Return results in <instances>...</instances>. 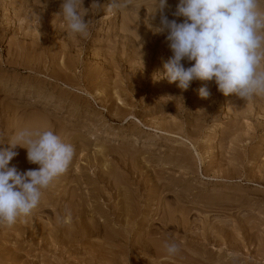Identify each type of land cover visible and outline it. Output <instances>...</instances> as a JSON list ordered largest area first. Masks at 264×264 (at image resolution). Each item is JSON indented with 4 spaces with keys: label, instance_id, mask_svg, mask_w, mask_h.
Here are the masks:
<instances>
[{
    "label": "rangeland",
    "instance_id": "1",
    "mask_svg": "<svg viewBox=\"0 0 264 264\" xmlns=\"http://www.w3.org/2000/svg\"><path fill=\"white\" fill-rule=\"evenodd\" d=\"M92 2L77 0L78 10L88 21L85 36L67 29L60 0H0V143L8 147L13 134L23 128L58 134L63 142L73 146L74 161L42 194L63 191L68 197L79 186L78 192L82 193L91 215L96 216L53 217L48 211L34 209L29 217H19L11 227H0V264H86L88 261L84 260L92 258L88 253L100 244L107 250L124 252L118 258L122 264H127L130 255L129 260L135 257L134 261L140 264L142 261L147 264L148 260V264L155 263L153 257L135 250L128 254L124 244L143 235L135 226L137 221L160 229L162 217H169L172 212L175 217L178 215L172 226L184 213L191 222V231L200 232L207 218L205 223L211 220V228L225 225L235 236L226 241L217 238L205 251L193 248V252H211L222 259L220 263L230 259V264H264V246L260 245L264 244V94L254 95L251 101L235 94L225 96L214 81L199 79L192 81L187 90L181 89L178 81L170 83L163 75V66L172 52L167 33L154 31L161 15L157 0H118L120 7L111 11L106 10L110 0H98L99 8ZM167 2L163 14L169 20L183 22V17L173 15L179 0ZM258 3L259 11L264 13V0ZM121 34L125 37H120ZM65 60L71 61L74 69L64 67L66 63L72 66ZM182 63L187 68L194 62ZM64 70L72 77L71 83H65ZM202 87H207L210 93L207 98L199 95ZM13 107L25 112L23 120L14 118ZM24 150L17 146L18 155L9 166L17 168L25 164ZM239 156L243 160L238 161ZM34 166L30 164L28 169L38 168ZM250 174L256 175L257 181L249 182ZM211 195L220 199L207 204ZM195 196L202 197L206 204L190 200ZM68 203L69 198L63 204ZM84 220L100 225L101 233L108 232L106 236L110 238L101 233L95 236ZM246 222L253 224L252 231L258 239L244 243L239 238L246 232L242 227ZM130 223L132 227L127 229ZM114 229L121 231L122 246L118 242L113 245ZM75 235L77 242L73 239ZM89 264L102 263L94 259Z\"/></svg>",
    "mask_w": 264,
    "mask_h": 264
},
{
    "label": "clouds",
    "instance_id": "2",
    "mask_svg": "<svg viewBox=\"0 0 264 264\" xmlns=\"http://www.w3.org/2000/svg\"><path fill=\"white\" fill-rule=\"evenodd\" d=\"M99 8L98 0H93ZM160 23L154 29L167 33L172 56L164 64L163 75L170 83L178 81L187 90L194 80L214 81L225 96L235 94L247 100L264 94V13L258 0H179L174 16L163 14L167 0H157ZM120 7L110 0L106 10ZM61 14L72 33L87 35L88 21L78 10L77 0H60ZM194 62L185 67L182 61ZM207 87L199 89L202 98ZM0 143V227H11L21 216L38 206L42 190L65 173L73 159L74 148L52 130H17L8 147ZM17 146L25 148L27 160L36 169L19 171L10 162L18 155ZM169 255L179 251L176 243L164 245Z\"/></svg>",
    "mask_w": 264,
    "mask_h": 264
},
{
    "label": "bare ground",
    "instance_id": "3",
    "mask_svg": "<svg viewBox=\"0 0 264 264\" xmlns=\"http://www.w3.org/2000/svg\"><path fill=\"white\" fill-rule=\"evenodd\" d=\"M168 3V2H167ZM92 4V3H91ZM93 5V4H92ZM173 5V4H172ZM87 6V5H86ZM174 6V5H173ZM91 8H92V6H91ZM170 8V7H169ZM261 12V11H260ZM144 13V12H143ZM164 13V12H163ZM167 13H169L168 11H167ZM85 14V13H84ZM127 19V18H126ZM139 19V18H138ZM94 20V19H93ZM129 21V20H128ZM144 21V20H143ZM20 24V23H19ZM45 26V25H44ZM59 27V26H58ZM124 28H126V27H124ZM52 29V28H51ZM60 30V29H59ZM134 31V30H133ZM131 32V31H130ZM135 32V31H134ZM137 33V32H136ZM148 33H150V32H148ZM125 34V33H124ZM124 34L122 35H120V37H125L124 36ZM76 35V34H75ZM39 36V35H38ZM116 36V35H115ZM24 37V36H23ZM56 39V38H55ZM122 39V38H121ZM128 39V38H127ZM23 40H25V39H23ZM63 41V40H62ZM119 41H121V40H119ZM136 41V40H135ZM18 42V41H17ZM21 43V42H20ZM19 43V44H20ZM33 43V42H32ZM30 44V43H29ZM119 44V43H118ZM133 44V43H132ZM53 45V44H52ZM60 45V44H59ZM116 45V44H115ZM24 46H25V44H24ZM30 46V45H29ZM66 46V45H65ZM112 46H113V44H112ZM119 46V45H118ZM138 46V45H137ZM152 47H153V45H152ZM68 47L66 46V48L65 49H67ZM71 48V47H70ZM115 48V47H114ZM120 48H121V46H120ZM123 48V47H122ZM135 48V47H134ZM23 49V48H22ZM26 49V48H25ZM44 49V48H43ZM118 49V48H117ZM124 49V48H123ZM136 49V48H135ZM7 50V49H6ZM14 51V50H13ZM55 51V50H54ZM121 51V50H120ZM24 52V51H23ZM51 52V51H50ZM70 52V51H69ZM72 52V51H71ZM123 52V51H122ZM14 53V52H13ZM20 53H21V51H20ZM54 53V52H53ZM10 54V53H9ZM18 54H19V52H18ZM22 54V53H21ZM33 54H35V53H33ZM73 54V53H72ZM75 54V53H74ZM67 55V54H66ZM111 55V54H110ZM114 55V54H113ZM123 55V54H122ZM36 57H37V55H35ZM34 56V57H35ZM118 56V55H117ZM33 57V55L31 56V58ZM66 57V56H65ZM77 57V56H76ZM115 57V56H114ZM145 57V56H144ZM18 58V57H17ZM30 58V59H31ZM41 58V57H40ZM62 58V57H61ZM142 58V57H141ZM147 58V57H146ZM66 59V58H65ZM70 59V58H69ZM74 59V58H73ZM108 59V58H107ZM25 60H26V65L28 66V64H29V56L27 57V58H25ZM54 60V59H53ZM77 60V59H76ZM120 60V59H119ZM47 61V60H46ZM66 62H68L67 60H65ZM64 61V62H65ZM122 61V60H121ZM6 62V61H5ZM41 62V61H40ZM45 62V61H44ZM69 62H71V61H69ZM68 62V63H69ZM75 62V61H74ZM2 63V62H1ZM72 63V62H71ZM121 63V62H120ZM135 63V62H134ZM9 64V63H8ZM11 64V63H10ZM47 64V63H46ZM67 64V63H66ZM65 64V66L64 67H68L67 69L69 70V69H74L73 68V63H72V66L70 65V63L68 64V66ZM54 65V64H53ZM61 65V64H60ZM115 65V64H114ZM22 66V65H21ZM38 66V65H37ZM23 67V66H22ZM63 67V68H64ZM75 67H76V65H75ZM107 67V66H106ZM115 67V66H114ZM46 68V67H45ZM87 68V67H86ZM37 69V68H36ZM44 69V68H43ZM52 69V68H51ZM60 69V68H59ZM132 69V68H131ZM135 69V68H134ZM141 69V68H140ZM261 69H264V63H262L261 64ZM26 70V69H25ZM30 70V69H29ZM67 70V71H68ZM96 70V69H95ZM98 70V69H97ZM66 70H64L63 71V73L65 72ZM66 71V72H67ZM136 71V70H135ZM93 72V71H92ZM91 73V72H90ZM119 73V72H118ZM88 74V73H87ZM86 74V75H87ZM64 75H65V77H66V80H65V83H71V79H72V77L71 76H69L68 75V73H64ZM64 75H63V77H64ZM94 75H95V72H94ZM38 76V75H37ZM50 76V75H49ZM73 76V75H72ZM75 76V75H74ZM53 77H54V75H53ZM94 77V76H93ZM128 77V76H127ZM48 78V77H47ZM75 78V77H74ZM87 78V77H86ZM49 79V78H48ZM80 79V78H79ZM82 80V79H81ZM74 81V80H73ZM72 81V82H73ZM76 82V81H75ZM91 82V81H90ZM140 82V81H139ZM139 82H138V84H139ZM88 83V82H87ZM134 83V82H133ZM69 85V84H68ZM80 85V84H79ZM162 85V84H161ZM213 85V84H212ZM70 86V85H69ZM85 86V85H84ZM156 86V85H155ZM157 87V86H156ZM68 88V87H67ZM146 88V87H145ZM151 88V87H150ZM153 88H155V87H153ZM162 88V87H161ZM122 91V90H121ZM125 91V90H124ZM155 91V90H154ZM10 92V91H9ZM164 92V91H163ZM5 93V92H4ZM14 93V92H13ZM16 93V92H15ZM23 93V92H22ZM108 93V92H107ZM150 93H152V92H150ZM6 94V93H5ZM100 94V93H99ZM117 94V93H116ZM141 94V93H140ZM213 94V93H212ZM7 95V94H6ZM9 95V94H8ZM10 95H13V94H11L10 93ZM20 95V94H19ZM18 95V96H19ZM103 95V94H102ZM118 95V94H117ZM119 95H121V94H119ZM169 95V94H168ZM254 97V96H253ZM2 97H0V99H1ZM264 98V97H263ZM182 99V98H181ZM251 98H249V100H250ZM253 99V98H252ZM163 100V99H162ZM100 101V100H99ZM251 101V100H250ZM118 102V101H117ZM159 102V101H158ZM254 102V101H253ZM252 102V103H253ZM256 100H255V104H256ZM116 103V102H115ZM157 103V102H156ZM239 103V102H238ZM244 103V102H243ZM1 104V103H0ZM241 104V103H240ZM177 105V104H176ZM236 105V104H235ZM261 105V104H260ZM242 106V105H241ZM10 107V106H9ZM158 107V106H157ZM173 107V106H172ZM238 107V106H237ZM233 108V107H232ZM231 108V109H232ZM240 108V107H239ZM238 108V110H240ZM246 108V107H245ZM248 108H249V106H248ZM12 109V108H11ZM106 109V108H105ZM260 109V108H259ZM73 110V109H72ZM177 110V109H176ZM175 110V111H176ZM236 110H237V108H236ZM248 110V109H247ZM240 111H242V109L240 110ZM240 111H239V114H240ZM250 111V110H249ZM1 112V111H0ZM12 112V111H11ZM153 112V111H152ZM204 112V111H203ZM3 113V112H2ZM118 113V112H117ZM236 113H238V112H236ZM248 113V112H247ZM39 114H41V113H39ZM201 114V113H200ZM241 114H242V112H241ZM23 115H25V112H23V111H21V110H19L18 108H15V107H13V116H14V118L15 119H18V120H20V118L23 116ZM43 115V114H42ZM42 115H41V117H42ZM47 115H49V114H47ZM117 115V114H116ZM203 115V114H202ZM238 115V114H237ZM11 116V115H10ZM26 116H28V115H26ZM122 116V115H121ZM239 116V115H238ZM5 117V116H4ZM24 117V116H23ZM31 117H32V115H31ZM30 117V118H31ZM40 117V118H41ZM44 117V116H43ZM92 117V116H91ZM237 117V116H236ZM28 118V117H27ZM26 118V119H27ZM38 118V117H37ZM37 118H36V120H37ZM125 118V117H124ZM241 118H242V116H241ZM249 118V117H248ZM13 119V118H12ZM22 120H23V118H21ZM25 119V120H26ZM32 119H34V117L32 118ZM31 119V120H32ZM39 119V118H38ZM28 121H29V119H27ZM41 120V119H40ZM238 120H240V119H238ZM2 121V120H1ZM17 121V120H16ZM26 122V121H25ZM33 122V121H32ZM36 122V121H35ZM37 122H38V120H37ZM42 122V121H41ZM245 122V121H244ZM28 123V122H27ZM29 123H31L30 121H29ZM233 123H235V122H233ZM17 124V123H16ZM22 124V123H21ZM177 124V123H176ZM237 124H239V123H237ZM26 125V124H25ZM245 125V124H244ZM257 125V124H256ZM181 126V125H180ZM247 126V125H246ZM237 127V126H236ZM39 128V127H38ZM178 128V127H177ZM243 129V128H242ZM252 129V128H251ZM41 131V130H40ZM180 131V130H179ZM62 133V132H61ZM67 134V133H66ZM210 134V133H209ZM61 135V134H60ZM245 136V135H244ZM256 136V135H255ZM246 137H248V136H246ZM239 139V138H238ZM246 139V138H245ZM245 143V142H244ZM236 144V143H235ZM228 146V145H227ZM259 150V149H258ZM25 151V150H24ZM26 152V151H25ZM239 152V151H238ZM27 153V152H26ZM26 153H24V154H26ZM228 154V153H227ZM237 154V153H236ZM27 155V154H26ZM199 155V154H198ZM239 155V154H238ZM172 157V156H171ZM220 157V156H219ZM224 157H226V156H224ZM224 157H223V159H224ZM240 157L241 156H239V158H238V161L239 160H243V159H240ZM18 158V157H17ZM25 158V157H24ZM27 158V157H26ZM88 158V157H87ZM228 158V157H227ZM227 158H225V161H226V159ZM20 159V158H19ZM263 159V158H262ZM202 160V159H201ZM222 160V159H221ZM234 160V159H233ZM235 160H237V159H235ZM16 161H17V159H16ZM74 161V156H73V159H72V161L71 162H73ZM227 161H230L229 159L227 160ZM88 162V161H87ZM231 162V161H230ZM264 162V161H263ZM23 163V162H22ZM233 163V162H232ZM18 164V163H17ZM25 164H28V165H30L31 163H29L28 161H27V159H26V161H25ZM25 164H20V165H22L21 167L19 166V165H17V168L18 167H20V169H19V171L21 170V169H23V167H24V169H25V166H27V169H28V165H25ZM31 166L33 167L34 166V164H31ZM74 166V165H73ZM87 166V165H86ZM35 167V166H34ZM85 167V166H84ZM208 167V166H207ZM206 167V168H207ZM236 167V166H235ZM261 168V167H260ZM23 169V171H26L27 169H25L24 170ZM30 169H32V168H30ZM34 169V168H33ZM262 169H263V166H262ZM261 169V170H262ZM210 170V169H209ZM215 170V169H214ZM240 170V169H239ZM22 171V172H23ZM81 171V170H80ZM115 171V170H114ZM205 171V170H204ZM223 171V170H222ZM226 170H224V172H225ZM210 172V171H209ZM259 172H260V170H259ZM241 173V172H240ZM246 173V172H245ZM262 173V172H261ZM77 174V173H76ZM89 174V173H88ZM217 174V173H216ZM215 174V175H216ZM219 174V173H218ZM109 175H110V173H109ZM224 175V174H223ZM263 175V174H262ZM89 176V175H88ZM105 176V175H104ZM222 176V175H221ZM233 176V175H232ZM239 176V175H238ZM80 177H82V176H80ZM222 177H224V176H222ZM228 177V176H227ZM226 177V178H227ZM246 177V176H245ZM250 177V178H249ZM256 175L255 176H252L251 174H250V176H248V178H247V180H249V182H255V180L257 181V179H256ZM263 177V176H262ZM72 178H74V177H72ZM90 178H92V177H90ZM233 178V177H232ZM259 178H260V176H259ZM82 179V178H81ZM105 179V178H104ZM261 179V178H260ZM74 180V179H73ZM229 180V179H228ZM262 180V179H261ZM81 181V180H80ZM102 181V180H101ZM117 181V180H116ZM260 181V180H259ZM77 182V181H76ZM261 182V181H260ZM146 183V182H145ZM61 184V183H60ZM78 184H79V182H78ZM85 185V184H84ZM261 185V184H260ZM60 186V185H59ZM78 186V185H77ZM262 186V185H261ZM110 187V186H109ZM141 187V186H140ZM81 188V187H80ZM255 188V187H254ZM101 189V188H100ZM116 189V188H115ZM192 189V188H191ZM78 190L80 191V189H79V186L78 187H76L75 189H73L72 190V194L70 193V195H68V197H66L67 195H65V194H63L62 192L63 191H57V192H55V191H53V192H45V193H43L42 194V196H41V199H40V202H39V204H38V206L35 208V209H38V211H41V210H45V211H48L51 215H53V217H65V215H69V217H96V216H94V215H91V210L88 208V206L86 205V202H85V199H84V197H82L83 195H82V193H80V192H78ZM99 190V189H98ZM97 190V191H98ZM112 190V189H111ZM180 190H181V188H180ZM91 191V190H90ZM100 191V190H99ZM98 191V192H99ZM137 191V190H136ZM82 192V191H81ZM101 192V191H100ZM186 192V191H185ZM195 192V191H194ZM103 193H104V190H103ZM138 193V192H137ZM157 193V192H156ZM196 193V192H195ZM234 193V192H233ZM111 194V193H110ZM134 194V193H133ZM182 194V193H181ZM198 194V193H197ZM98 196H99V194H97ZM101 195H103V194H101ZM131 195V194H130ZM180 195V194H179ZM241 195V194H240ZM239 195V196H240ZM129 196V195H128ZM212 196V195H211ZM223 196V195H222ZM226 196V195H225ZM231 196V195H230ZM91 197V196H90ZM110 197H112V196H110ZM210 197V196H209ZM208 197V198H209ZM238 197V196H237ZM241 197V196H240ZM67 198H69V203L68 204H63V203H65V201H66V199ZM95 198H96V196H95ZM101 198V197H100ZM106 198V197H105ZM108 198V197H107ZM126 198V197H125ZM242 198V197H241ZM87 199H89V198H87ZM110 199V198H109ZM185 199V198H184ZM186 199H188V198H186ZM204 199H205V197H204ZM207 199V198H206ZM210 200H208V202L207 201H205V200H202V197H200V196H195L194 198H192V199H190V200H192V201H202V202H204L205 204H206V202H207V204L208 203H210L211 202V200H213V201H218V199H220V197H215V196H212V197H210L209 198ZM105 200V199H104ZM174 200V199H173ZM189 200V199H188ZM227 200V199H226ZM112 201V200H111ZM133 201V200H132ZM230 201V200H229ZM90 202V201H89ZM135 202V201H134ZM173 202H175V201H173ZM176 202H178V201H176ZM191 202V201H190ZM239 202V201H238ZM107 203V202H106ZM171 203V202H170ZM169 203V204H170ZM173 204V203H172ZM44 205H46V206H44ZM50 205H52V206H50ZM63 205H67L66 207L65 206H63ZM139 205V204H138ZM153 205V204H152ZM171 205V204H170ZM178 205V204H177ZM182 205V204H181ZM90 206V205H89ZM117 206V205H116ZM136 206V205H135ZM171 207H173V206H171ZM182 207V206H181ZM94 209V208H93ZM92 209V210H93ZM139 209V208H138ZM199 209V208H198ZM170 210V209H169ZM34 211V210H33ZM33 211H32V213H33ZM184 211H185V209H184ZM200 211V210H199ZM35 212V211H34ZM97 212V211H96ZM99 212V211H98ZM107 212V211H106ZM158 212V211H157ZM163 212V211H162ZM168 212V211H167ZM176 212V211H175ZM204 212V211H203ZM225 212V211H224ZM31 213V214H32ZM138 213V212H137ZM30 214V215H31ZM93 214V213H92ZM102 214V213H101ZM104 214V213H103ZM130 214V213H129ZM169 214V213H168ZM170 214H172V215H169V217H162V224H160L161 225V228L160 229H158V228H156V226L155 227H153V225L152 224H149L148 222V224H146V222L145 221H142L141 223H140V221H137L136 222V224L137 225H135V224H133V226L135 225L136 227H137V229L139 228V232H143V235H141L140 237H139V235L138 234H136V233H134V235H138V237L139 238H137V236H135L136 238V240L134 241L133 239L130 241V242H128V244L126 243V244H124V245H126V247H127V251H128V254H132V252L135 250V251H137V252H139V253H143L145 256H148V257H153L152 259H154L155 260V263L153 262V263H151V264H218V262L219 261H221L222 259L221 258H218V257H216L213 253H211V252H203V253H196V252H193V248L195 249V248H197V249H202L203 251H205L207 248H208V246H209V244H211L214 240H216L217 238H219V239H223V240H229V239H234V237L235 236H233V233H231L226 227H225V225H224V227H223V225H221L223 228H214V226H212V228H211V226H210V222H211V220H209V223L207 222V223H205L206 222V219L207 218H204L205 220V222H202V223H204V224H202V226H200L201 227V231L200 232H197L196 230V232H194V231H191V228H192V225H191V222H189V220H188V217H184L183 215H184V213H182V216H181V218L179 219V220H177V223L176 224H174V226H172L171 225V223H174L176 220V217L178 216V215H176V217L173 215V214H175L174 212H172V213H170ZM204 214V213H203ZM36 215V214H35ZM34 215V216H35ZM106 215V214H105ZM220 215V214H219ZM261 215V214H260ZM107 216V215H106ZM180 216V215H179ZM206 215H204V217H205ZM239 216V215H238ZM21 217H29V215H27V216H21ZM51 217V216H50ZM68 217V216H67ZM143 217V216H142ZM153 217V216H152ZM210 217V216H209ZM212 217V216H211ZM147 218V217H146ZM179 218V217H178ZM55 219V218H54ZM77 219V218H76ZM95 219V218H94ZM118 219V218H117ZM123 219V218H122ZM130 219H131V217H130ZM134 219H135V217H134ZM144 219V218H143ZM148 219V218H147ZM166 219L168 220V221H166ZM75 220V219H74ZM91 220H92V218H91ZM114 220V219H113ZM120 220V219H119ZM141 220V219H140ZM200 220V219H199ZM218 220V219H217ZM222 220V219H221ZM257 220V219H256ZM71 221V220H70ZM84 221H86V220H84ZM94 221V220H93ZM99 221V220H98ZM120 221H122V220H120ZM126 221H127V219H126ZM130 220L128 219V222H129ZM148 221H150V220H148ZM193 221V220H192ZM207 221H208V219H207ZM258 221V220H257ZM77 222H78V220H77ZM101 222V221H100ZM115 222L117 223V220H115ZM130 222H132V221H130ZM170 222V223H169ZM213 222V221H212ZM245 222V221H244ZM251 222V221H250ZM42 223V222H41ZM80 223V222H79ZM82 223H84V222H82ZM99 223V222H98ZM110 223H111V221H110ZM113 223V222H112ZM118 223H120V222H118ZM123 223V225H124V222H122ZM132 223H134V221L132 222ZM132 223H130V225L127 227V226H125V227H127V229L128 228H131L132 226H131V224ZM196 223V222H195ZM219 223V222H218ZM229 223V222H228ZM227 223V224H228ZM243 223V222H242ZM25 224V223H24ZM70 224V223H69ZM73 224H75V223H73ZM78 224V223H77ZM100 224V223H99ZM102 224V223H101ZM115 224V223H114ZM129 224V223H128ZM222 224V223H221ZM225 224V223H224ZM240 224V223H239ZM256 224V223H255ZM36 225H37V223H36ZM72 225V224H71ZM80 225V224H79ZM86 225H87V227H88V230L89 231H91V232H93L94 233V235L95 236H98V235H100V233L102 232V229H101V226L100 225H98V224H96L95 222H90L89 223V221H86ZM103 225V224H102ZM126 225V224H125ZM156 225V224H155ZM212 225V224H211ZM215 225V224H214ZM242 225V224H241ZM35 226V225H34ZM37 226H39V225H37ZM43 226V225H42ZM68 226V225H67ZM78 226V225H77ZM112 226V225H111ZM114 226V225H113ZM118 226H121V225H118ZM218 226V225H217ZM256 226V225H255ZM32 227V226H31ZM41 227V226H40ZM73 227V226H72ZM79 227V226H78ZM104 227V226H103ZM102 227V228H103ZM125 227H124V229H125ZM241 227V226H240ZM242 227L246 230V232L245 233H243V236H241L242 238H239V239H241L242 241H244V243L246 242H252V241H255V239H258L257 238V235H254V233H253V229H254V227H253V224L252 223H250L249 224V222H246L245 224H243L242 225ZM43 228V227H42ZM69 228V227H68ZM85 228V227H84ZM118 228H120V227H118ZM135 228V227H134ZM155 228V229H154ZM173 228V229H172ZM238 228H239V226H238ZM25 229V228H24ZM32 229V228H31ZM34 229V228H33ZM62 229H63V227H62ZM73 229V228H72ZM71 229V230H72ZM87 229V228H86ZM77 230V229H76ZM108 230V229H107ZM136 230V229H135ZM85 231H87V230H85ZM105 231H106V229H105ZM130 231V230H129ZM131 231H134V229L133 230H131ZM136 231H138V230H136ZM180 231H182L181 233L182 234H180ZM240 231V230H239ZM31 232V231H30ZM35 232V231H34ZM33 232V234H31V233H27L28 235L27 236H30L29 234H31V235H34L35 233ZM67 232V231H66ZM123 232H125V231H123ZM127 232H128V230H127ZM138 232V233H139ZM233 232V231H232ZM262 232V231H261ZM12 233V232H11ZM14 233V232H13ZM25 233V232H24ZM44 233V232H43ZM86 232H84V234H82L83 235V237H84V235H86L85 234ZM88 233V232H87ZM90 233V232H89ZM126 233V232H125ZM235 233V232H234ZM46 234V233H45ZM64 234V233H63ZM73 234V233H72ZM76 234H78V233H76ZM92 234V233H91ZM102 234V233H101ZM108 234V232L106 233H104V235L106 236ZM111 234H112V237H116L115 238V243H113V245L114 244H116L117 242L119 243V244H121V246L123 245L122 243H121V239L119 240V235L121 234V231L119 230V231H117V230H115L114 229V231L112 232L111 231ZM50 235V234H49ZM80 235V234H79ZM81 235V236H82ZM89 235V234H88ZM93 235V236H94ZM103 235V234H102ZM103 235V236H104ZM109 235V234H108ZM123 235V234H122ZM133 235V236H134ZM238 235V234H237ZM19 236H21V235H19ZM92 236V235H91ZM104 236V237H105ZM111 236V235H110ZM125 236V235H124ZM6 237V236H5ZM32 237V236H31ZM31 237H29V238H31ZM67 237V236H66ZM79 237V236H78ZM82 237V239H84ZM111 237V238H112ZM126 237V236H125ZM233 237V238H232ZM239 237V236H238ZM237 237V238H238ZM259 237H260V235H259ZM17 238V237H16ZM22 238V237H21ZM71 238V237H70ZM99 238L101 239L102 237H100L99 236ZM107 238H110L109 236H106V239ZM121 238V237H120ZM33 239V238H32ZM74 240H75V242H77V240H76V235H75V238H73ZM81 239V241H83ZM113 239V238H112ZM112 239H110V240H112ZM127 240H129L130 239V237H127L126 238ZM260 239H261V241H262V238L260 237ZM18 240V239H17ZM26 241V240H25ZM73 241V240H72ZM113 241V240H112ZM237 241V240H236ZM260 241V242H261ZM34 242V241H33ZM54 242V241H53ZM74 242V243H75ZM172 242H174V243H176L177 245H178V247H179V251H178V253L177 254H175V255H169L167 252H166V249H165V247H164V245L166 244V243H172ZM258 242V241H257ZM23 243V242H22ZM21 243V244H22ZM117 243V244H118ZM21 244H19V245H21ZM34 244V243H33ZM77 244V243H76ZM221 244V243H220ZM238 244H239V242H238ZM255 244V243H254ZM6 245V244H5ZM29 245V244H28ZM61 245V244H60ZM64 245H65V243H64ZM72 245V244H71ZM242 245V244H241ZM244 245V244H243ZM260 245H263L264 246V244H263V242H262V244H260ZM31 246V245H30ZM76 246V245H75ZM97 246V245H96ZM95 246V247H96ZM212 246V245H211ZM245 246V245H244ZM247 246V245H246ZM262 246V247H263ZM48 247V246H47ZM46 247V248H47ZM133 247V248H132ZM221 247V246H220ZM236 247V246H235ZM18 248V247H17ZM69 248V247H68ZM94 248V247H93ZM111 247H109V249H110ZM238 248V247H237ZM259 248V247H258ZM19 250H20V248H18ZM21 249H23V247L21 248ZM53 249V248H52ZM95 249V251H93V252H91V250H87L88 252H91V253H88V254H91V259L90 260H84L85 262H87L88 264H89V262L91 261V260H94V259H96V260H98L99 259V261H100V263H102V264H122V263H120V261H118V258H121V254H123L124 252H121L120 250H118V251H120V253H117V251H113L112 249L111 250H107V248H105L103 245H98V247H97V249L96 248H94ZM122 249V248H121ZM264 249V248H263ZM262 249V250H263ZM18 250V251H19ZM31 250V249H30ZM69 250V249H68ZM257 250V249H256ZM76 251V250H75ZM122 251H125V250H122ZM129 251H131V252H129ZM237 251H238V249H237ZM245 251V250H244ZM247 251V250H246ZM67 252V251H66ZM78 252V251H77ZM81 252V251H80ZM86 252V251H85ZM238 252H240V250L238 251ZM259 252H260V250H259ZM262 252V251H261ZM83 253V252H82ZM127 253V252H126ZM224 253V252H223ZM12 254V253H11ZM19 253L17 252V254H16V256L18 255ZM26 254V253H25ZM61 254V253H60ZM83 254H85L84 256H86V253H83ZM87 254V255H88ZM251 254V253H250ZM263 254H264V252H263ZM15 255V254H14ZM126 255V254H125ZM136 255V254H135ZM239 255V254H238ZM21 256H22V254H21ZM29 256V255H28ZM12 257V256H11ZM19 257V256H18ZM123 257V256H122ZM130 257H132V255H130V256H127V261H126V263L127 264H129V263H132V264H136L137 262H136V260L134 261V258L135 257H133L131 260H129V258ZM244 257V256H243ZM13 258V257H12ZM22 258V257H21ZM35 258V257H34ZM37 258V257H36ZM76 258H78V257H76ZM98 258V259H97ZM2 259H4L3 257H2ZM59 259V258H58ZM80 259V258H79ZM89 259V258H88ZM123 259V258H122ZM27 260V259H26ZM133 260V262H131ZM148 260V259H147ZM224 260V259H223ZM230 260V259H229ZM229 260H226V263H220L219 262V264H230V261ZM2 261V260H1ZM7 261H8V259H7ZM81 261V260H80ZM122 261H124V260H122ZM152 261V260H151ZM233 261V260H232ZM2 262H4V261H2ZM14 262H15V260H14ZM20 262V261H19ZM42 261H40V263H41ZM49 262V261H48ZM75 262V261H74ZM83 262V261H82ZM84 262V263H85ZM96 262V261H95ZM139 262V261H138ZM143 262V261H142ZM141 262V264H143ZM34 263V262H33ZM86 263V264H87ZM92 263V262H91ZM149 263V260L147 261V264ZM70 264V263H69ZM78 264H80V263H78ZM137 264H140V262L139 263H137ZM252 264V263H251Z\"/></svg>",
    "mask_w": 264,
    "mask_h": 264
}]
</instances>
